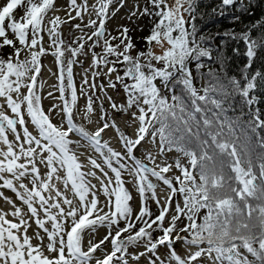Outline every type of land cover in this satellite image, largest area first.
I'll list each match as a JSON object with an SVG mask.
<instances>
[{"label": "snow or ice", "instance_id": "obj_1", "mask_svg": "<svg viewBox=\"0 0 264 264\" xmlns=\"http://www.w3.org/2000/svg\"><path fill=\"white\" fill-rule=\"evenodd\" d=\"M113 3L96 0L89 6L88 0H68L67 19H48L50 13L60 10L56 0H0V49H12L6 58H0V189L10 190L16 198L0 192L12 208L11 212L0 210V264H130V260L139 264L141 258L147 264H203L205 258L208 264H253L248 254L264 264V156L257 175L247 151L238 150L235 122L221 117L226 111L224 101L231 96L238 95L249 108L258 102L255 96L250 98V92L264 84V72L244 76L243 86L230 78L228 90L217 80L219 87H206L200 95L189 65L194 61L199 71L205 67L202 58L214 60V50L209 45L212 38L198 36L192 23L196 0H148L150 7L133 5L129 19L159 18L143 38L147 47L142 51L137 50L128 27L118 29L115 36L106 28ZM124 4L125 0H119L120 7ZM222 5L247 12L251 0H222ZM20 9L23 14L17 17ZM91 12L96 19H89L82 27L85 14ZM185 14L191 20H186ZM77 19L81 23L71 24ZM233 19L239 21L240 17ZM63 25H70L80 35L66 42ZM256 27L253 25V30ZM86 29H92L90 34ZM45 32L48 49L43 46ZM218 35L244 42L248 68L258 51L264 50V37L253 39L251 31ZM155 47L161 50L159 54ZM65 53L70 54L66 60ZM47 54L55 58L58 74L52 73L57 83L49 86L52 90L43 97L46 81L41 76V57ZM89 54L92 63L83 69L77 88L73 66L82 67L78 57ZM215 60L223 63L220 54ZM100 75L108 77L107 87L123 88L126 104L118 105L107 95L104 98L112 111L128 114L130 121L138 122L135 138L120 132L115 120L109 119L108 109L97 95V88L106 93L105 85L95 82ZM215 75L210 69L208 76ZM177 85L182 86L179 96ZM162 88L171 93L170 99ZM217 91L223 98L210 95ZM45 98L59 103L45 112ZM81 98L89 123L100 101L97 123L102 126L94 133L76 122ZM53 113L60 124L52 122ZM252 115L253 131L264 128L259 109ZM109 127L117 131L123 151L102 142V133ZM73 135L80 139L74 140ZM145 141L157 152L148 151L143 159L137 158L135 150ZM85 145L99 161L91 155L86 157L87 164L80 161L77 152ZM259 147L264 150V138ZM172 151L186 157L187 164L180 157L168 162L167 153ZM173 167L179 176L166 175ZM149 177L168 189L163 201L157 196L158 183ZM93 179L98 184L92 183ZM127 184H132L139 196L138 210ZM149 201L156 204L158 214L152 212ZM9 215L13 219H8ZM32 223L36 229L29 235ZM101 228L107 229V234L97 242L95 235ZM154 232L161 235L153 239ZM85 235L89 237L86 250ZM109 241L112 250L97 257ZM176 243L186 246L184 255L177 252ZM140 244L143 251L129 253V246ZM160 247L167 248L163 258L158 254Z\"/></svg>", "mask_w": 264, "mask_h": 264}, {"label": "trees", "instance_id": "obj_2", "mask_svg": "<svg viewBox=\"0 0 264 264\" xmlns=\"http://www.w3.org/2000/svg\"><path fill=\"white\" fill-rule=\"evenodd\" d=\"M116 3L117 0H114V3L109 8V13H111L113 7L116 6ZM145 6L150 7V5H148V0H146L143 7ZM18 11H21V14H18L17 17L23 14L22 9L17 10V12ZM221 11H223V15L220 14ZM185 16L186 20H191V17L187 14H185ZM235 16L240 17L239 21H234L233 17ZM158 19V17L148 18V28L145 36L149 35L154 22ZM192 23L195 24L198 36L204 35L212 38L209 41V45L214 50V60L209 61L207 58H202V63H204L205 67L199 71H197L194 61L189 65L192 71L193 84L200 95L204 94L202 89L206 87H212L213 85L219 87L217 80H219V84L224 86V90H228V79L235 78L237 81H240L243 86V84L246 83L243 79L244 76H248L257 70L264 72V50L258 51V55L254 59L251 68H248L246 67L248 59L245 55L246 45L244 42L242 40H233L218 35L223 34L225 31H234L236 33L251 31L253 39L258 40L264 37V0H251V6L248 8L247 12L237 11L235 7L228 8L223 6L222 0H196V9ZM253 25H257L254 30ZM144 37L142 36L141 39L136 42L137 44L134 43L136 47H138V50H146L147 46L145 45ZM234 49H238V51H234ZM11 51L12 49L7 47L0 49V58H6ZM218 54L222 56L223 63L215 60ZM160 66L162 65H157V67ZM122 67V65H117V68ZM210 69L216 74L215 76H208ZM119 74L123 75V71H120ZM126 82L131 83V81ZM155 83L157 86H161L159 80ZM162 91L165 95L169 96L170 99L171 93L164 91L163 88ZM181 92L182 86L177 85L175 89L176 95H181ZM210 95H214L216 98H223L221 91L210 93ZM252 96H255L258 102L252 105L251 108L245 107L238 95L231 96L228 100H225L223 106L226 111L221 113V117L223 118L226 116L228 120L235 122V137L238 138V150L242 148L247 151L248 157L252 159L254 163L253 172L258 175L260 157L264 156V150L259 147V141L261 138H264V128L256 127L253 131L255 117L252 113L255 112L256 109H259V118L260 120H264V84H258L257 88L250 92V98ZM197 115L199 116V114ZM201 135H203V132H201ZM134 205L133 200V206ZM121 227H123V224H121ZM159 235H161V233L154 232L153 239ZM124 236H127V233H125ZM140 245L143 246L142 244ZM137 246L138 245L129 246L128 251L130 252V250H133ZM256 246L258 247V245ZM252 261L253 264H258L254 257Z\"/></svg>", "mask_w": 264, "mask_h": 264}, {"label": "rangeland", "instance_id": "obj_3", "mask_svg": "<svg viewBox=\"0 0 264 264\" xmlns=\"http://www.w3.org/2000/svg\"><path fill=\"white\" fill-rule=\"evenodd\" d=\"M82 2V0H78V3ZM146 0H125V4L123 7L119 6V0H117L116 6L112 9L111 13H109V18L107 20L106 23V28L108 29V31L113 35H117L118 34V29L122 28V27H128L129 28V35L132 36L133 42L135 44H137L136 42H138L139 39H141V37L145 36V33L147 32V28H148V18L149 17H142V18H137V17H132L131 19H129L130 17V13L133 10V5L135 4H139V6L141 8H143V6L145 5ZM96 0H88V4L89 6H91L92 4H95ZM68 5V0H57L56 1V7L58 9H60L59 11L55 12V13H50L48 16V19H51L53 16H59L62 19H67V14H66V8ZM229 7V8H233ZM118 9V10H117ZM21 11H18L16 13V15L20 14ZM72 15H75V13L73 12ZM186 18V16H185ZM89 19H96L95 18V12H91V14H85L84 16V21L82 24V27L84 24H87ZM77 23H81L80 20H73L71 21V24H77ZM142 28L143 31H139L138 29ZM92 31V29H86V32H88L90 34V32ZM62 33H63V39L66 42H70V40L72 38H74L75 36L80 35V33L74 29L70 28V25H63L62 26ZM43 35V46L48 49L49 47V38L45 33L42 34ZM119 41H113V43H118ZM90 43V42H89ZM138 50V47H136ZM155 52L157 54L160 53V49L158 47L154 48ZM95 51L97 53L101 52V48H96ZM69 53H65V60L69 57ZM133 55H135V53H133ZM21 58H23V54L21 56ZM79 60L83 61V66L81 67L80 64H76L73 66V72H74V79H75V83L77 85V88H79L81 79H82V72L83 69L88 68L90 66V64L92 63V56L91 54L87 55V57L84 56H80L78 57ZM41 63L43 65L42 68V72H41V76L43 78L44 81H46L45 87L43 89V93L42 96L46 97L47 93L52 90L49 86L51 85H55L57 83V79H56V75H52V73H57L58 74V66L56 63L55 58L51 55V54H47L41 57ZM102 72H107L106 68H102L101 69ZM115 75L116 73L112 74V80H115ZM89 80H92L91 74H89ZM95 82L97 85L100 84H104L105 85V89H106V93L105 92H101L99 90V88H97V95L100 96L102 98L103 101V106L104 108L108 109V113H109V119H113L115 120L116 124L119 127L120 132L125 133L127 136L131 137V138H135L136 136V130L138 128V122H132L129 120V115L125 114V113H121V112H114L112 111L109 101L104 98L105 95L110 96L112 98L113 101H115L118 105L119 104H126V94L123 90V88L121 86H117V90H113L109 87H107L108 85V77H106L105 75H100L99 77H97L95 79ZM79 94V93H78ZM57 96H59V93H56ZM0 103H3V100L0 99ZM53 103H59V101H53L51 99H42V105L43 108L45 110V112H47V110L51 107V105ZM100 101H97V106H96V111L95 114L91 116V122H87L84 118V113H83V109L85 106V100L83 98H81L79 100V110L77 112L76 115V122L85 128L86 131H88L89 133H94L98 127L102 126L101 124H98L97 121L99 120V116H100V109L98 107ZM132 111H135V108L132 109ZM8 115H12L10 110H6ZM52 122L54 124H60V118H58L55 113H53L52 115ZM30 131H32L33 129L31 128V125H29ZM74 140L80 139V137L73 135L72 137ZM9 139H13V137L10 135ZM103 141H107L109 142L110 146H112L113 148H116L119 151H123L121 144L119 142L118 139V133L117 131L112 128L109 127L108 129H106L103 133H102V142ZM81 143H84L83 140H81ZM158 143V142H157ZM151 151L153 154H156L157 152V148L153 147L152 144L150 143V141H145L142 142L141 146H139L135 152L139 155V158L143 159L146 152ZM81 153H84L83 155H81ZM77 154L80 157V161L84 164H87V159L86 157L88 155L93 156L94 158H97L99 161V157L98 155L92 150L91 147H88L87 145H85V148H80L78 149ZM177 157H180L182 163L187 164V158L186 157H181L179 153L172 151L170 153H167V160L168 162H173ZM158 162H159V157H157ZM145 163H148V161H144ZM151 166V165H150ZM90 167V166H89ZM85 171H88V168L84 169ZM105 170L107 171V168H105ZM97 174L99 175V172H97ZM111 175V173H109ZM169 177H174V176H179L180 172L175 169V167H173V169L166 174ZM150 179L153 180L154 183H158V188H157V196L161 199V201L164 200V198L167 195L168 189L166 188V186H164L162 184V182H157L155 180V178L149 177ZM125 179L128 180V176L127 174H125ZM2 183V182H0ZM92 183L98 184V182L96 180H92ZM59 187H63L62 185H58ZM127 187L132 191V195L134 197V207L138 210L139 205H140V200H139V196L136 193L135 189L133 188L132 184H127ZM0 192L3 193V196H7L12 198L13 200H15V195L7 189H0ZM69 197L71 198V193H68ZM101 199H103V197H101ZM177 199H179V197H177ZM17 205L19 206L20 202L16 201ZM149 207L152 210V212L154 214H158L157 212V207L156 204L152 201L149 202ZM175 207V201L173 202V209ZM0 210L6 211V212H11L12 208L11 205L7 204L5 202V200L0 197ZM26 210V209H25ZM8 219H13L12 216H8ZM31 223V222H30ZM165 226H167V221L165 222ZM183 225L181 224V227ZM36 229V225L34 223H32V227L29 229V235L33 234V230ZM107 234V229L105 228H101L98 230L97 234L95 235V240L98 242L100 239H102L105 235ZM89 237L87 235H85V241H84V246H85V250L87 248V241H88ZM103 252L98 251L95 255L97 257H102L104 252H110L112 250V246L110 241L106 242L103 246ZM175 248H177V252L181 255H184L186 252V246H184L182 243H176L175 244ZM144 248L141 245H138L137 247H135L133 250H130V254L131 253H135L138 251H143ZM243 251V249H242ZM167 253V248L166 247H160L158 249V254L163 258ZM248 258L250 261H252L253 257L251 255L248 254ZM130 264H135L134 261L130 260ZM139 264H147L146 260L144 258H141V260L139 261ZM203 264H208L206 258L203 261Z\"/></svg>", "mask_w": 264, "mask_h": 264}]
</instances>
